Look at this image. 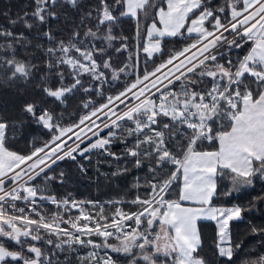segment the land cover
I'll return each instance as SVG.
<instances>
[{"label": "snow or ice", "instance_id": "obj_1", "mask_svg": "<svg viewBox=\"0 0 264 264\" xmlns=\"http://www.w3.org/2000/svg\"><path fill=\"white\" fill-rule=\"evenodd\" d=\"M59 2L0 13V88L19 100L0 109V264H235L244 241L233 223L264 204V0ZM125 20L131 36L118 33ZM168 38L185 43L163 58ZM113 48L128 54L123 66ZM122 77V90L106 94ZM33 126L50 138L28 142ZM68 160L83 175L95 167L97 181L144 174L133 177L131 199L59 196L50 184H64L55 169ZM105 164L114 170L102 172ZM257 182L246 204L217 203ZM202 222L214 224L212 257ZM245 231L264 247V225L249 221ZM241 264H264V255Z\"/></svg>", "mask_w": 264, "mask_h": 264}, {"label": "trees", "instance_id": "obj_2", "mask_svg": "<svg viewBox=\"0 0 264 264\" xmlns=\"http://www.w3.org/2000/svg\"><path fill=\"white\" fill-rule=\"evenodd\" d=\"M83 2V0H82ZM222 2V0H221ZM29 3V0H0V13H3L5 11H9L12 15V18H15L16 14L18 13L19 10H21L25 4ZM63 4V0H60L58 3L57 7H61ZM65 11L68 12H73L74 10L71 9H65ZM77 21L79 17H76ZM61 20H63V17H61ZM7 20L3 15H0V24H7ZM52 27L53 29H57L61 27L60 22L57 21H52ZM134 25L130 20H125L121 28L118 29V33L122 31L124 34L131 36L132 31H133ZM37 29H33L32 32L27 33L29 36L35 35ZM185 41L180 39V38H168L166 43L164 44V57L166 58L167 55L169 54V50L171 49H178L183 47ZM119 42H116L114 45L115 47H118L117 45ZM111 49V55H112V60L114 62V66H123V62L126 60V54H116L115 50ZM128 55V54H127ZM235 55V53H234ZM155 62L159 63L162 59L160 55L155 56ZM144 64V57H141V65L143 67ZM147 67L150 69L153 67V64L151 61L148 62ZM43 69H41L40 73L37 76V80L33 81V84H35L38 79L39 75L43 74ZM125 80L122 77L120 81L114 82L109 88V86H105L106 89V94H108L109 91L115 89L116 91L122 90L124 86ZM88 80L87 78L85 79V86H87ZM11 95L16 97L15 99L17 100L16 103L19 102L18 97L15 95V93L11 90H6L3 88H0V95ZM30 96H34L35 98L39 99V95L37 93L31 92L30 89ZM81 94L76 93L75 96L67 102V112L65 113V117L67 119V113H71L75 110L76 105L80 102L81 100ZM93 98L96 100H100L99 97H95V94H93ZM49 106L53 105V101L49 98ZM4 103H2L1 97H0V109L4 108ZM7 111H12L13 109H10L7 106ZM65 111V105H60L56 107V112L59 114L61 112ZM50 136L44 132L42 129L33 126L32 130L30 131V134L27 137L28 142H31L33 139L36 140L37 144H41L44 142V140L49 139ZM25 146V141L21 140L20 141V147ZM113 151L116 152H121L123 151V145L117 143L113 146ZM95 154H93V164L95 163ZM79 162H84L80 157H78ZM123 161H121V164ZM115 164V162H113ZM114 170V167L110 169L107 164H105L101 171L104 173H109L110 171ZM60 171H63L65 173L66 179L63 185L58 184V183H51L50 184V191L58 194L59 196H64L67 195L68 193H71L72 196H74L77 199H93V200H101V201H106L109 199H131L132 196L129 194V185L133 179L134 176L136 175H141L143 176L144 172L143 170L140 172H133L131 175H129L126 178H116L112 179L111 181L105 179L104 177H100L99 181H97V176H96V169L95 167L89 165V172L87 175H83L80 173L78 170L76 163L68 160L61 162L59 166L55 169V172L58 174ZM38 180L41 182L42 177H40ZM221 184V191L227 190L228 187H230L229 182L227 179L220 181ZM262 185L257 182L255 185V191L252 190H243L241 193H234L231 198H224V197H219L217 199V203H240V204H246L247 201L251 198V196L256 195L258 192H260ZM178 194V188L173 189V194L170 195L168 198L170 199H175L177 198ZM126 209L128 206H125ZM53 209L52 205H47V210L51 212ZM135 210V209H131ZM264 204H260L259 207L252 211V212H246L244 214L243 220L240 222H234L233 223V233L234 236L237 239V242L240 240L244 241L243 249L241 250L240 254L238 255L235 264H241L242 261L245 260H255L257 259L260 255H264V247L259 246V241L260 237L255 236L252 237L250 236L245 230L247 227V224L249 221L255 223V224H261L264 225ZM205 227V243H204V253L207 254L209 257H212V236H213V229H214V224L212 222H202ZM220 264H223V261L220 262Z\"/></svg>", "mask_w": 264, "mask_h": 264}, {"label": "rangeland", "instance_id": "obj_3", "mask_svg": "<svg viewBox=\"0 0 264 264\" xmlns=\"http://www.w3.org/2000/svg\"><path fill=\"white\" fill-rule=\"evenodd\" d=\"M117 46H119V44ZM126 58H127V54H126ZM0 97H1L2 103H4L5 105H7L10 109H13L14 108V105L16 104V101H17L15 99L16 97L13 98V96H11V95H5V94L0 95ZM42 180H43V177H42ZM37 183H41V181L40 180H37ZM230 204H232V203H230ZM113 242H115V241H113ZM124 264H126V261L124 262Z\"/></svg>", "mask_w": 264, "mask_h": 264}, {"label": "flooded vegetation", "instance_id": "obj_4", "mask_svg": "<svg viewBox=\"0 0 264 264\" xmlns=\"http://www.w3.org/2000/svg\"><path fill=\"white\" fill-rule=\"evenodd\" d=\"M7 245H8L10 248H12L13 250H15V249L17 248V246L14 245V244H13L12 242H10V241L7 242Z\"/></svg>", "mask_w": 264, "mask_h": 264}, {"label": "built area", "instance_id": "obj_5", "mask_svg": "<svg viewBox=\"0 0 264 264\" xmlns=\"http://www.w3.org/2000/svg\"><path fill=\"white\" fill-rule=\"evenodd\" d=\"M44 207L46 208V206L44 205ZM47 209V208H46ZM52 211H55V207H54V209L52 210Z\"/></svg>", "mask_w": 264, "mask_h": 264}, {"label": "crops", "instance_id": "obj_6", "mask_svg": "<svg viewBox=\"0 0 264 264\" xmlns=\"http://www.w3.org/2000/svg\"><path fill=\"white\" fill-rule=\"evenodd\" d=\"M48 204H45V206H47Z\"/></svg>", "mask_w": 264, "mask_h": 264}]
</instances>
